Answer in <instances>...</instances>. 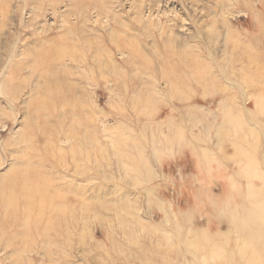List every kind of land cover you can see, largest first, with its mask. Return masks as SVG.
Here are the masks:
<instances>
[{
    "label": "rangeland",
    "instance_id": "rangeland-1",
    "mask_svg": "<svg viewBox=\"0 0 264 264\" xmlns=\"http://www.w3.org/2000/svg\"><path fill=\"white\" fill-rule=\"evenodd\" d=\"M262 75L264 0H0V180L45 128L64 155L47 177L91 203L82 237L54 241L0 207V264H247L243 233L264 211Z\"/></svg>",
    "mask_w": 264,
    "mask_h": 264
},
{
    "label": "bare ground",
    "instance_id": "bare-ground-1",
    "mask_svg": "<svg viewBox=\"0 0 264 264\" xmlns=\"http://www.w3.org/2000/svg\"><path fill=\"white\" fill-rule=\"evenodd\" d=\"M233 42L234 41H232L231 44ZM236 44L237 42L235 43V45ZM238 46H239V43H238ZM239 49L241 48L239 47ZM188 52H189L188 50L187 51L183 50V52L173 51L171 54V56L173 57V61L172 62L160 61V66L164 69L166 68L164 70L166 73L168 72L167 70L169 69V67L170 68L173 66L175 67V65L179 67H184L177 63H178V60L182 63L181 59L183 60L185 59L187 61ZM46 53H48V51H46ZM191 53L193 52L190 51V55H189L191 56L190 58H192V55H193V54L191 55ZM41 54L42 52L40 53V56ZM52 54L54 55V53ZM67 55H68V52H67ZM136 55L142 56L143 59L147 61L146 65H149L153 62L147 57H144L143 55H141V53L137 50H136ZM40 56L38 57L40 58ZM247 56L249 55L247 54ZM190 58L188 62L193 61L190 63L196 64V62H194L193 60L194 57L192 59ZM240 58L239 59L242 61V59H244L243 55ZM44 59L41 58V60H44ZM249 59H252V58H249ZM59 60L61 59L60 58L57 59V61ZM245 60L247 61V59ZM253 60H255L254 57H253ZM246 61L243 60V62H246ZM206 63L207 65H209L208 62ZM183 64L185 63L183 62ZM199 64H200V60H199ZM191 65L192 64L189 65V63L188 64L186 63V67L189 66V67L194 68ZM250 66L252 65L250 64ZM187 69L190 70V68H187ZM198 69L199 70L195 69V74L198 73L197 76H195V78L200 77L201 74L204 72L206 73L205 71L206 65L204 66L201 64L199 65ZM212 69L213 67L211 68V70ZM171 71L172 73L170 74H173L175 72L174 70L170 69V72ZM165 72L163 73L164 75H165ZM209 73H208V76H209ZM259 73L260 72H258V74ZM171 76L174 77V75H171ZM179 76L181 75L179 74ZM263 76L264 75H262V77ZM202 77H203V74H202ZM205 77L207 78V76ZM182 98L183 97L181 96L179 97V99L183 100ZM31 132H33L32 135H30V138H27V140L30 142V145L28 146V149L24 151V154L28 151L27 152L28 154H25V158L27 160L21 163L20 166L17 169H15L14 173L11 176L4 177V179L0 180V204L2 202L0 207H3L4 212L7 214V216L15 217L17 214L21 215V217L24 219V222L20 221L21 222L20 225L23 226V228H25L33 237L34 236L42 237L45 241H50V240L54 241L55 239H73L75 238V236L82 237V234L81 235L78 234V231H77V227L79 223H78V218L76 216V213L77 214L81 213V216L84 217V214L87 208L90 209L91 203L83 196L84 194L82 191H79L78 195H77V192H75L76 194L75 193L71 194L70 190L63 189L62 187L56 186L54 182L55 180L51 177L50 178L47 177L46 173L43 170L44 166L51 165V166L56 167L62 164L64 155L62 154V152H60V154H56V149L58 147L56 137H54V135L52 136V134L49 133L48 129L44 128L43 131L39 135L36 131H34V128L32 126ZM44 139L50 140L52 143L48 147L47 151L46 149L42 150V146H43L42 144L44 143ZM31 155H35V157H37V160L33 162L30 159ZM255 172L256 170H254V173ZM255 198L257 200H260L261 198L260 193L259 195L257 194L256 196L254 195V197H252L253 202L255 201ZM248 215L246 213L242 215V217H248ZM232 218L236 220L237 216L235 212L232 213ZM257 220L258 221L255 223L254 228H251L250 230L243 233V236L246 242L244 246L241 245V249L239 253L240 255H242L241 256L242 258L248 257V256L244 257V254L246 252L250 253V257H249L250 260L247 264H264V244H262L261 242L262 232L264 230V211L260 213ZM198 239L199 238L197 236H194L191 238L190 241L193 243L194 246L200 247L203 241L200 242ZM33 241L34 239H29V242H30L29 244H32ZM217 255L221 256L220 254H218V252H217ZM228 264H236V262L231 261V262H228ZM238 264L240 263L238 262Z\"/></svg>",
    "mask_w": 264,
    "mask_h": 264
}]
</instances>
